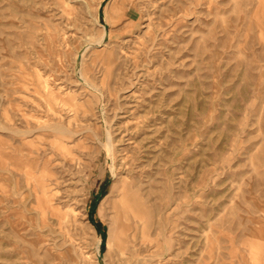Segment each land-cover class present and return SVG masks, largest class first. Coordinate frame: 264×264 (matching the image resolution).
<instances>
[{"label": "rangeland", "instance_id": "1", "mask_svg": "<svg viewBox=\"0 0 264 264\" xmlns=\"http://www.w3.org/2000/svg\"><path fill=\"white\" fill-rule=\"evenodd\" d=\"M0 264H264V0H0Z\"/></svg>", "mask_w": 264, "mask_h": 264}, {"label": "bare ground", "instance_id": "2", "mask_svg": "<svg viewBox=\"0 0 264 264\" xmlns=\"http://www.w3.org/2000/svg\"><path fill=\"white\" fill-rule=\"evenodd\" d=\"M112 8L114 9V7ZM101 43L102 40H99L97 42V44ZM54 130H56V128H54ZM118 215L122 219L120 224L121 230L119 229L120 231L117 238L120 255L122 257H127V255L129 254L128 252H130L131 256L140 257L139 251L142 249V247L147 246L146 240L149 236V228L146 220V213L140 205L139 196L135 192H133L132 187H127L126 189H124L123 198L118 208ZM126 222L130 224V227L133 225L130 228L132 229L131 234H127L123 230ZM140 239H142L143 241L142 246H138V242Z\"/></svg>", "mask_w": 264, "mask_h": 264}, {"label": "trees", "instance_id": "3", "mask_svg": "<svg viewBox=\"0 0 264 264\" xmlns=\"http://www.w3.org/2000/svg\"><path fill=\"white\" fill-rule=\"evenodd\" d=\"M103 239L105 240V235H103Z\"/></svg>", "mask_w": 264, "mask_h": 264}]
</instances>
